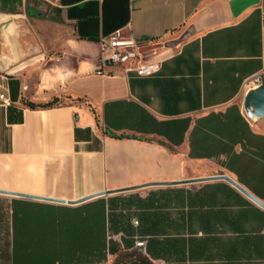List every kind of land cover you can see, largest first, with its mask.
Listing matches in <instances>:
<instances>
[{
  "label": "crops",
  "instance_id": "1",
  "mask_svg": "<svg viewBox=\"0 0 264 264\" xmlns=\"http://www.w3.org/2000/svg\"><path fill=\"white\" fill-rule=\"evenodd\" d=\"M45 1L0 0V264H264V0ZM117 29L159 72H95Z\"/></svg>",
  "mask_w": 264,
  "mask_h": 264
},
{
  "label": "built area",
  "instance_id": "2",
  "mask_svg": "<svg viewBox=\"0 0 264 264\" xmlns=\"http://www.w3.org/2000/svg\"><path fill=\"white\" fill-rule=\"evenodd\" d=\"M102 49L99 55L98 65L95 72L100 75H117L121 68L124 74L135 71L138 75H153L161 69V59L152 56V51H143L144 45L135 37L127 34L124 29H117L107 40H102ZM59 59V58H58ZM264 77V72L257 75L258 81ZM0 98L5 102L9 98L0 93ZM135 223H138L135 220ZM144 245V241H139Z\"/></svg>",
  "mask_w": 264,
  "mask_h": 264
},
{
  "label": "water",
  "instance_id": "3",
  "mask_svg": "<svg viewBox=\"0 0 264 264\" xmlns=\"http://www.w3.org/2000/svg\"><path fill=\"white\" fill-rule=\"evenodd\" d=\"M160 47L159 44L155 45H145L143 47V51H149L153 50ZM244 107L247 116L251 120H258L262 117H264V77L261 78L259 81L258 85L251 88L245 96L244 99ZM221 177H224L225 179L229 180L230 182L234 183L236 186L241 188L250 198H252L254 201H256L258 204H260L262 207H264V202L253 195L250 191L242 187L237 181L229 177L228 175H221ZM165 183H170V182H165ZM161 184V182H153V183H148L145 185H140V186H149V185H157ZM2 191V190H0ZM57 200V199H56ZM64 202H71V201H66V200H61Z\"/></svg>",
  "mask_w": 264,
  "mask_h": 264
},
{
  "label": "rangeland",
  "instance_id": "4",
  "mask_svg": "<svg viewBox=\"0 0 264 264\" xmlns=\"http://www.w3.org/2000/svg\"><path fill=\"white\" fill-rule=\"evenodd\" d=\"M30 1V0H29ZM31 2L33 3V4H37V2L39 3V4H43V8L42 9H47V6H46V4H44V3H46V1L45 0H31ZM41 4V5H42ZM139 241H142V240H139ZM145 245V244H144Z\"/></svg>",
  "mask_w": 264,
  "mask_h": 264
},
{
  "label": "trees",
  "instance_id": "5",
  "mask_svg": "<svg viewBox=\"0 0 264 264\" xmlns=\"http://www.w3.org/2000/svg\"><path fill=\"white\" fill-rule=\"evenodd\" d=\"M57 100H58V99H55V101H54V102H56ZM54 102H53V103H54Z\"/></svg>",
  "mask_w": 264,
  "mask_h": 264
}]
</instances>
